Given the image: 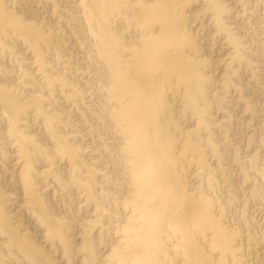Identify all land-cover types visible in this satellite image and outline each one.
<instances>
[{
  "label": "bare ground",
  "instance_id": "6f19581e",
  "mask_svg": "<svg viewBox=\"0 0 264 264\" xmlns=\"http://www.w3.org/2000/svg\"><path fill=\"white\" fill-rule=\"evenodd\" d=\"M262 108L264 0H0V264H264Z\"/></svg>",
  "mask_w": 264,
  "mask_h": 264
},
{
  "label": "rangeland",
  "instance_id": "374dc122",
  "mask_svg": "<svg viewBox=\"0 0 264 264\" xmlns=\"http://www.w3.org/2000/svg\"><path fill=\"white\" fill-rule=\"evenodd\" d=\"M260 103V102H259ZM261 105L263 104V103H260ZM261 110H263V108L261 109ZM263 113H264V110H263ZM237 118H239V120H240V115H238L237 116ZM255 123H259V124H261V122H255ZM264 126V125H263ZM241 127H242V125L241 124H238L237 125V130H241ZM242 131V130H241ZM239 132V136H238V139H240L239 141H241L240 142V144H242L243 146L245 145L244 143H245V141H246V135H245V133H243V132ZM243 137V139H242V137ZM261 135L258 137L257 136V138L258 139H256V141L254 142V146L256 147L257 145V143L256 142H258V140L259 139H261ZM244 150H245V147L243 148ZM253 150V149H252ZM249 204V203H248ZM247 207H249V216H251V219L253 220V222H255V223H257L258 224V226H260V230L262 231V232H264V216L261 214V213H259L258 211V205H256V203H250L249 204V206H247ZM251 207V208H250ZM234 208V209H233ZM254 208H256V209H254ZM235 209H237L236 207H232L231 209H230V212L232 211V213L234 212V213H236V210ZM237 211H238V209H237ZM257 211V212H256ZM260 215H258V214ZM251 214V215H250ZM260 218H262V219H260ZM20 224V227H21V229H24L25 228V226H24V224H23V222H20L19 223Z\"/></svg>",
  "mask_w": 264,
  "mask_h": 264
}]
</instances>
